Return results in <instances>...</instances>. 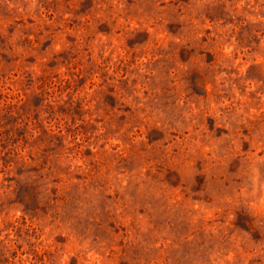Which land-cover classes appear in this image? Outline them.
Instances as JSON below:
<instances>
[{
  "label": "rangeland",
  "instance_id": "374dc122",
  "mask_svg": "<svg viewBox=\"0 0 264 264\" xmlns=\"http://www.w3.org/2000/svg\"><path fill=\"white\" fill-rule=\"evenodd\" d=\"M0 264H264V0H0Z\"/></svg>",
  "mask_w": 264,
  "mask_h": 264
}]
</instances>
